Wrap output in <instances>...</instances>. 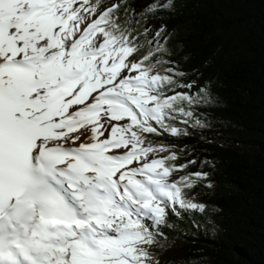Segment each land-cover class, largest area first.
Segmentation results:
<instances>
[{
  "label": "snow or ice",
  "instance_id": "obj_1",
  "mask_svg": "<svg viewBox=\"0 0 264 264\" xmlns=\"http://www.w3.org/2000/svg\"><path fill=\"white\" fill-rule=\"evenodd\" d=\"M123 3L0 0V264H159L149 249L168 212L205 211L184 190L208 174L171 180L187 164L146 134L187 135L172 121L215 100L157 71L164 29L137 43Z\"/></svg>",
  "mask_w": 264,
  "mask_h": 264
},
{
  "label": "trees",
  "instance_id": "obj_2",
  "mask_svg": "<svg viewBox=\"0 0 264 264\" xmlns=\"http://www.w3.org/2000/svg\"><path fill=\"white\" fill-rule=\"evenodd\" d=\"M152 2L125 0L118 22L124 27L135 14L139 22L131 27L141 44L144 28L151 31L148 39L163 28L158 39L166 53L159 55L170 63L157 71L165 74L163 68L170 67L184 73L177 79L194 82L192 93L205 87L215 103L196 107L188 124L172 121L187 135L160 129V135L146 134L153 145L176 153L175 164H187L171 180L208 174L184 190L205 211H181L180 216L169 211L159 226L163 236L149 251L159 264H264V0H173L169 9L144 18ZM114 3L120 0H102L100 10ZM195 119L204 127L193 126Z\"/></svg>",
  "mask_w": 264,
  "mask_h": 264
},
{
  "label": "rangeland",
  "instance_id": "obj_3",
  "mask_svg": "<svg viewBox=\"0 0 264 264\" xmlns=\"http://www.w3.org/2000/svg\"><path fill=\"white\" fill-rule=\"evenodd\" d=\"M92 18V17H91ZM91 18L89 19V21L88 22H90L91 21ZM128 73H125V75H127ZM135 73H133V75H134Z\"/></svg>",
  "mask_w": 264,
  "mask_h": 264
}]
</instances>
